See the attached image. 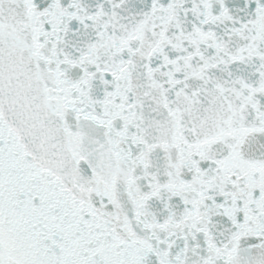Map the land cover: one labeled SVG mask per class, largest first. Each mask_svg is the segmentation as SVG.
I'll use <instances>...</instances> for the list:
<instances>
[{"label":"snow or ice","instance_id":"1","mask_svg":"<svg viewBox=\"0 0 264 264\" xmlns=\"http://www.w3.org/2000/svg\"><path fill=\"white\" fill-rule=\"evenodd\" d=\"M0 264H264V0H0Z\"/></svg>","mask_w":264,"mask_h":264}]
</instances>
